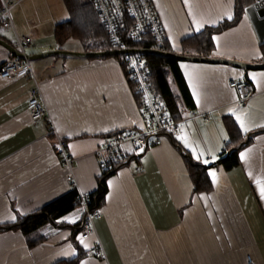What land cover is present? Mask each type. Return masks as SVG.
<instances>
[{"label":"crops","instance_id":"1","mask_svg":"<svg viewBox=\"0 0 264 264\" xmlns=\"http://www.w3.org/2000/svg\"><path fill=\"white\" fill-rule=\"evenodd\" d=\"M154 2L175 53H182L183 39L234 18L235 0ZM20 13L17 6L12 10L16 31L34 39L26 54L62 48L54 36L57 22H53L54 40L45 42L38 29L23 24ZM9 34L1 30L0 38L11 44ZM213 37L208 57L264 62V42L247 10L235 25ZM14 57L0 45V65ZM49 57L30 60L34 77L0 78V224L15 222L73 189L66 179L68 170L53 149L50 123L31 119L28 100L35 88L74 158L80 192L93 193L100 187L104 175L96 150L103 137L145 127L120 59ZM178 67L190 97V105L180 99L181 132L162 136L157 145L144 149L128 147L130 162L106 177V201L96 222L106 261L93 254L94 237L77 239L84 216L78 207L57 226H48L47 239L33 248L21 231L1 232L0 264H57L74 259L77 264H247L248 256L254 264H264L260 194L264 132L252 135L264 129V69L193 61H179ZM232 79L253 86L243 104L229 87ZM171 86L179 94L172 81ZM190 110L197 113L195 118H189ZM237 115L249 129L240 130L244 139L252 137V141L240 150V164L226 170L220 164L228 140L224 118L232 117L239 127ZM193 149L203 155L196 159ZM187 157L207 167V173L214 172V178L209 176L210 191H194ZM137 165L140 173L135 171Z\"/></svg>","mask_w":264,"mask_h":264},{"label":"built area","instance_id":"2","mask_svg":"<svg viewBox=\"0 0 264 264\" xmlns=\"http://www.w3.org/2000/svg\"><path fill=\"white\" fill-rule=\"evenodd\" d=\"M260 1L264 0H257V2ZM92 2L114 50L127 49V42L137 43L147 37L154 49L163 50L168 44V36L154 0H92ZM17 5V0H0V31L13 30L11 44L18 51L26 53L34 39L29 35H20L16 31L12 10ZM120 56L122 67L142 113L145 127L140 131L120 130L103 137L96 150V155L102 160L101 172L104 176L112 174L119 167L130 162L128 147L144 149L154 146L160 142L162 136L176 135L182 130L183 119L176 118L159 95L152 81L151 70L146 59L133 53ZM20 76L34 77L30 60L14 57L0 65L1 79ZM229 87L236 91L240 104L246 102L253 93V86L246 81L232 79L229 81ZM28 110L33 121L46 120L50 123L48 134L54 138L53 149L68 170L67 181L73 189L78 190L80 207L84 212L80 239L94 237L96 242L93 254L106 261V254L96 230V222L100 219L101 212L99 209L91 208L90 193L79 191L73 172L74 158L66 141L57 134L52 125L47 106L37 88L32 91L28 100ZM196 116V112L189 111V118ZM135 171L140 173L142 169L137 165ZM247 264H254L250 256H248Z\"/></svg>","mask_w":264,"mask_h":264},{"label":"trees","instance_id":"3","mask_svg":"<svg viewBox=\"0 0 264 264\" xmlns=\"http://www.w3.org/2000/svg\"><path fill=\"white\" fill-rule=\"evenodd\" d=\"M70 6L72 13L71 18L63 23H59L55 28V38L62 44L70 38L79 39L81 42L87 44L88 39L93 40L95 44L92 45L93 51L114 50L108 40L106 30L100 21V18L94 9L92 0H66ZM255 0H235L234 18L231 21H225L217 27H207L204 30L195 33L182 40L183 51L181 54L190 56H210L213 50V34L223 31L235 25L242 14L249 6L254 4ZM128 48H152L149 37L140 42H127ZM164 51L173 52L167 44ZM261 50L264 54V43L261 45ZM148 62L151 70L152 81L166 105L171 109L174 116L181 119L180 101L183 99L186 104L190 105V97L187 93L184 80L179 71L176 59L153 55V54H139ZM121 60V56H112ZM171 81L174 82L179 94L175 93L171 86ZM181 99V100H180ZM224 124L228 133V140L224 145L225 157L222 158L220 164L226 170L240 164L239 152L251 141L252 137L247 140L244 139L237 123L232 117H225ZM264 132L261 129L254 132L252 135ZM187 164L191 179L194 183V191L204 192L212 189V183L207 173V167L193 161L187 157ZM106 177L100 181V187L91 195V208L99 209L106 201L107 186ZM80 207L79 193L76 189H72L65 195L55 199L54 201L44 205L37 211L17 218L15 222L0 224V233L9 230L21 231L30 248L35 247L47 239L44 230L51 225H58L59 220ZM74 259L68 262H59L57 264H77Z\"/></svg>","mask_w":264,"mask_h":264},{"label":"water","instance_id":"4","mask_svg":"<svg viewBox=\"0 0 264 264\" xmlns=\"http://www.w3.org/2000/svg\"><path fill=\"white\" fill-rule=\"evenodd\" d=\"M247 13L252 21V24L257 32V35L261 42H264V1L259 5L257 0L247 8ZM0 45L6 47L15 57L21 59L34 60L38 58H43L52 55H63V56H80L86 58H97V57H108V56H117L122 54H153L164 56L178 61H193V62H208V63H223L238 66L246 70H258L264 69L263 63H248L239 60L229 59V58H213L207 56H190L175 52H168L164 50H158L154 48H127L121 50H101V51H85V52H71L64 51L61 49H54L42 52L36 55H29L23 52L18 51L13 45H11L6 40L0 38Z\"/></svg>","mask_w":264,"mask_h":264},{"label":"rangeland","instance_id":"5","mask_svg":"<svg viewBox=\"0 0 264 264\" xmlns=\"http://www.w3.org/2000/svg\"><path fill=\"white\" fill-rule=\"evenodd\" d=\"M18 5L17 9L21 14V20L26 27H34L38 29L39 32L42 33L43 38L42 41L48 42L53 41V25L54 21L59 23H63L68 21L71 16L70 6L66 2V0H17ZM9 34V39L13 38V33L10 29L7 30ZM33 37V36H32ZM96 42V41H95ZM94 39H88L87 44L75 40L69 39L65 42H62L61 50L71 51V52H85L89 50H93L92 45L95 44ZM34 43V42H33ZM74 58L80 59V56H63V55H52L49 58Z\"/></svg>","mask_w":264,"mask_h":264},{"label":"snow or ice","instance_id":"6","mask_svg":"<svg viewBox=\"0 0 264 264\" xmlns=\"http://www.w3.org/2000/svg\"><path fill=\"white\" fill-rule=\"evenodd\" d=\"M227 18H228V19H231V18H232V15L229 14V15L227 16ZM245 18H247V17L245 16ZM213 39H215V37H213ZM233 114H235V113H233ZM236 120L239 122V128H240V130H241L242 132H247V131L249 130V129L245 126V122H244L243 119H241L240 116L237 115V116H236ZM261 127H264V125H262ZM181 128H183V125H181ZM178 139H183V137H178ZM225 139H227L226 136H225ZM185 144L187 145V141H186V140H185ZM189 146H190V145H189ZM193 155L195 156L196 159H199L200 156L203 155V153H197L196 150L193 149ZM244 155H245V154H244L243 152L240 153V157H241L242 159L244 158ZM212 159H213V160L216 159L215 155L212 156ZM203 163H204V164H208L209 161H208L207 159H205V160L203 161ZM208 175H209V176H212L213 178H214V176H215L214 172H212V171H209ZM260 194H261V198H264V187H261V189H260ZM64 219H65L66 221H68V222H74V221H70V220H68L67 217H65ZM77 239L79 240L80 237H77ZM85 247H87V245H85ZM82 264H83V262H82Z\"/></svg>","mask_w":264,"mask_h":264},{"label":"bare ground","instance_id":"7","mask_svg":"<svg viewBox=\"0 0 264 264\" xmlns=\"http://www.w3.org/2000/svg\"><path fill=\"white\" fill-rule=\"evenodd\" d=\"M262 3V2H261ZM261 3H259V5H261ZM113 133V132H112ZM111 134V133H110ZM108 135V134H107ZM105 137V136H104Z\"/></svg>","mask_w":264,"mask_h":264}]
</instances>
